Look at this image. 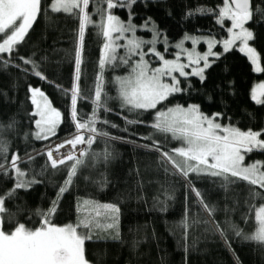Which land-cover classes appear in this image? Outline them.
Wrapping results in <instances>:
<instances>
[{
	"label": "snow or ice",
	"instance_id": "6c2138e0",
	"mask_svg": "<svg viewBox=\"0 0 264 264\" xmlns=\"http://www.w3.org/2000/svg\"><path fill=\"white\" fill-rule=\"evenodd\" d=\"M156 2L0 0V70L11 77L0 96L17 103L22 82L28 124L27 130L19 127V113L0 120V264H105L103 255L88 246L121 241V200L95 198L107 188V172L93 182V192L78 181L86 166L110 164L118 142L154 153L159 169L173 178L163 199L161 194L152 198L151 210L166 213L168 202L176 199L174 185L184 189L181 218L169 229L174 235L179 230L183 264H188L194 245L187 241L196 225L222 243L232 264H242L233 248L237 242H256L264 257V158L247 159L254 151L264 153V118L245 111L251 126H240L233 110L241 99L239 73L229 59L239 57L253 72L264 73V0H196L194 5L179 0L163 8L175 30L145 14ZM61 14L74 23L67 86L49 79L47 56L37 59L36 51L25 49L40 19L58 23L53 17ZM204 17L207 27L197 24ZM89 26L98 40L95 58L87 55ZM29 77L53 86L64 103L56 106ZM244 103L264 108V80L252 84ZM112 114H119L123 125L112 121ZM13 138L23 145L13 146ZM38 159L43 162L37 164ZM200 178L213 185L220 181L226 201L222 218L219 204L197 187ZM66 197L69 208L62 214Z\"/></svg>",
	"mask_w": 264,
	"mask_h": 264
},
{
	"label": "trees",
	"instance_id": "16d2710c",
	"mask_svg": "<svg viewBox=\"0 0 264 264\" xmlns=\"http://www.w3.org/2000/svg\"><path fill=\"white\" fill-rule=\"evenodd\" d=\"M185 2L194 5L196 0H185ZM179 3V0H168V4L156 2L150 5L146 15L153 16L160 23L161 27L165 24H171L173 29L177 28L175 21L166 17L163 12L164 7H171L173 4ZM137 10L143 11L142 7ZM122 16L124 13H120ZM97 17H94L96 19ZM126 18V17H125ZM58 23L46 24L43 19H40L35 29L31 33L29 43L25 45V49L31 48L37 52V59L40 56H47L48 60L45 67L48 69L49 79L56 80V83L64 84L67 82L72 70L70 60L72 48V33L70 29L74 27L73 20L65 15L53 17ZM176 20L179 19L177 15ZM209 18H198L199 26L207 27ZM139 23V21H136ZM87 40L86 47L87 55L95 58L97 55V36L96 30L89 26L86 32ZM36 43L37 47L32 48V44ZM22 51H24L22 49ZM230 60L237 65L236 71L239 73V89L241 99L233 103V110L236 111V118L241 121L240 126H251L249 124V116L246 112L255 113L256 119L264 118V108H260L251 103H244L245 94L250 90L253 83L264 80V73H255L247 66L245 61L239 57H230ZM264 67V64H262ZM93 65L88 63L85 65L86 72L91 78ZM10 72H15L11 69ZM34 83H39L53 99L56 106H61L63 101L60 100V93L46 83L36 80L34 77H29ZM11 83L9 74L0 70V89H7ZM90 83V79H89ZM25 89L22 86L19 88L17 95V103L10 104L5 102L3 96H0V120H5L9 114L19 113L17 120L21 123L19 127L22 130H27V119L23 116V111L27 108V103L24 101ZM80 107L88 110L89 105L81 103ZM112 121L123 125V121L119 114H112L109 117ZM141 131H151V129H140ZM121 132H115V135H122ZM22 135V133H21ZM59 136L62 138L64 132L61 131ZM15 144L23 145V140H12ZM103 142L96 145L102 148ZM174 146V145H172ZM39 149L40 145L35 144ZM116 158L107 166L101 164L96 167L86 166L79 178V185L82 189L87 185V191L93 192L96 190L94 181L99 180L100 173L107 172V188L102 190V194L98 197L102 201L112 200L119 197L123 216L121 217V234L122 239L116 241H100L96 244H90V252H99L103 255L105 264H125L126 261H131V264H183L184 249L181 245L179 230L177 234H173L169 229L174 227V221L181 218L183 210L184 189L175 184L176 199L168 202V211L162 213L158 210H151L153 205V197L160 195L163 199L162 192L166 185L171 184L172 177L166 176L162 169H159L156 163V155L152 152L144 151L140 148L133 147L131 144L116 143ZM264 158V153L254 151L247 159ZM42 160H37V164L42 163ZM139 169V174L137 173ZM84 176H88L89 180L85 181ZM61 176L57 174L54 179L59 180ZM142 183L143 188L138 185ZM220 181L213 185L207 178L197 180V187L205 190L206 196L212 201L219 204L220 211L218 218L224 215L223 190L218 188ZM242 186L235 187V193L239 194ZM43 187L37 189V193L43 191ZM48 194L54 195L51 188L48 189ZM84 195L82 191L80 193ZM142 195L145 200H137L136 197ZM229 195H232L230 193ZM66 197L63 205L64 212L68 211V200ZM146 201V202H145ZM113 202H115L113 200ZM160 205H156L158 209ZM193 213L198 209L193 208ZM254 222V216H253ZM137 241L135 248H132V241ZM189 245H194L189 249L188 264H232V254L226 250L222 243L210 234H205L203 225H196L191 229L188 239ZM237 254L242 261V264H264V257L257 250L256 242H237L233 244ZM106 250V251H105Z\"/></svg>",
	"mask_w": 264,
	"mask_h": 264
},
{
	"label": "rangeland",
	"instance_id": "374dc122",
	"mask_svg": "<svg viewBox=\"0 0 264 264\" xmlns=\"http://www.w3.org/2000/svg\"><path fill=\"white\" fill-rule=\"evenodd\" d=\"M138 35L147 36L148 33H146V32H138ZM189 46H190V45H189ZM258 82H259V81H258ZM258 82H256V83H258Z\"/></svg>",
	"mask_w": 264,
	"mask_h": 264
}]
</instances>
